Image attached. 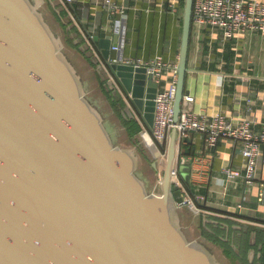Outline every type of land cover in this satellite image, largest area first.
Instances as JSON below:
<instances>
[{
	"label": "water",
	"instance_id": "1",
	"mask_svg": "<svg viewBox=\"0 0 264 264\" xmlns=\"http://www.w3.org/2000/svg\"><path fill=\"white\" fill-rule=\"evenodd\" d=\"M193 7L185 0L175 120L190 72ZM118 38L94 37L151 130L160 83L145 65L110 60ZM63 44L39 0H0V264H223L183 224L182 185L172 178L178 129L153 191L137 146L116 142ZM182 169L188 183L190 164Z\"/></svg>",
	"mask_w": 264,
	"mask_h": 264
},
{
	"label": "crops",
	"instance_id": "2",
	"mask_svg": "<svg viewBox=\"0 0 264 264\" xmlns=\"http://www.w3.org/2000/svg\"><path fill=\"white\" fill-rule=\"evenodd\" d=\"M39 1L47 17L59 15L62 3H67L66 0ZM108 1L72 0L71 3L79 5V16L74 17L68 10L72 22L84 28V35L92 38L111 36L114 39L118 35L117 21L121 19L126 27L125 33L118 38L121 48L111 47L110 58L123 56L141 58L146 62L162 59L173 65L179 63L185 0L184 4L183 0H110L125 7L123 14L112 11ZM58 18L57 22L60 21ZM69 20L63 19L64 22ZM96 41L102 52L100 41ZM189 66L186 95L193 99L186 105L197 113L213 115L222 112L233 119L248 116L256 120L258 128L263 126V32H241L229 39H225L221 30L213 26L204 28L198 39L192 32ZM112 75L110 73L108 82L115 87ZM169 75L170 69L167 68L161 76V88L168 85ZM114 79L116 81L115 76ZM115 88L123 93L118 85ZM127 105L130 115L137 113L128 102ZM187 142L192 147L188 155L194 157L188 160L190 180L188 183L183 181V193L197 200L200 206L197 214L203 217L209 231L220 227L225 231L226 239H238L240 245L249 231L251 247L248 256L252 262L260 259L264 249V204L258 201V193L264 181V164H261L259 176L249 190L243 178L232 182L223 180L225 166L245 169L243 142L222 138L210 147L203 135L195 131ZM239 203H243L242 208L238 207ZM203 239L213 246L207 238ZM240 245L236 248L239 249Z\"/></svg>",
	"mask_w": 264,
	"mask_h": 264
},
{
	"label": "built area",
	"instance_id": "3",
	"mask_svg": "<svg viewBox=\"0 0 264 264\" xmlns=\"http://www.w3.org/2000/svg\"><path fill=\"white\" fill-rule=\"evenodd\" d=\"M66 2L71 3L72 0H66ZM108 6L116 13L123 14L125 11V7L115 1L109 0ZM207 26L219 28L225 39L233 38L241 32L261 31L264 33V0H194L192 32L196 39ZM116 29L118 36L125 33L126 27L121 19H118ZM112 48L120 49V42L113 44ZM110 60L135 66L145 65L149 72L155 74V79L160 83V88L154 98L155 115L152 129L149 130L144 125L142 134L147 138V143L155 144L159 148L161 157L165 158L171 130L173 127L178 129L177 158L172 167L174 183H181L183 186L182 166L188 163L189 158L194 157L186 153L184 146L191 133L195 131L203 135L206 144L210 147L215 146L222 138L243 142L242 154L245 158V169L231 165L225 166L223 180L232 182L243 178L250 190L259 176L261 164H264V123L261 128H258L256 120L248 116L233 119L226 117L222 112L213 115L205 112L197 113L192 107L186 105L193 99L192 96L186 94L179 118L175 120L174 103L179 77L178 64H169L162 59L146 62L141 58L130 59L123 56H115ZM167 68L170 69V81L167 86L161 88V76ZM112 78L113 86L120 87L113 75ZM258 201L264 204V181L261 182ZM180 205H187L194 211L200 212L197 200L189 195L184 194V200ZM238 207L242 208L243 203H239Z\"/></svg>",
	"mask_w": 264,
	"mask_h": 264
},
{
	"label": "trees",
	"instance_id": "4",
	"mask_svg": "<svg viewBox=\"0 0 264 264\" xmlns=\"http://www.w3.org/2000/svg\"><path fill=\"white\" fill-rule=\"evenodd\" d=\"M62 7V12L59 15L56 13L55 15L57 17L53 16V19L56 22L57 18L59 17V25L62 29V38L64 39L65 44L76 54V56H80L81 59H83L81 63L85 66L87 71H85L86 73L82 71V74L84 76L86 84H91L92 81V90L93 92L95 91L94 94L96 95L93 96L92 94L88 93L89 96L96 103L101 102L102 104H107L110 109H112L113 112L120 118L124 126V128L120 130L123 131L122 133L125 135L126 140L128 141V143H130L128 145L137 146L140 155H143L145 157L148 165L150 166L154 161L152 150L147 145V148L144 147V144L139 137V132L145 125L143 120L141 119V117L128 114V105L123 93L117 88L110 86L108 80L110 78V73L111 75L113 73L111 72L107 64V59L104 58L97 41L91 36L84 35V28L78 26L76 22H72L73 19L70 18L68 10H71V15L73 14L74 17L79 16V5L68 2L65 4L63 2ZM64 18L70 19L69 22H64ZM48 20L50 22H54L51 17H48ZM78 38L79 40L77 41ZM66 53L73 59L71 55L72 52L69 49L66 50ZM101 63L102 66H100ZM100 107L101 109H103V105H100ZM184 147L187 154L191 153L192 147L190 142L185 143ZM146 173H148L150 177H152L153 173L159 175L154 167L153 169L149 168ZM185 207H188L191 212H193V210L187 205H182V220L184 225L186 226V231L188 232V228L192 229L193 227H195L194 235L196 234L199 236V238L202 239L203 237L207 238V240L210 241V243H212V245L214 246H212V248L218 253V255H220V258H222V255L223 257L225 256L226 258L230 259L231 264H264V249L261 250L262 256L260 257V259H256L252 262L248 256V250L251 247V244L249 242V231L245 233V236L242 239L243 244L240 245L238 243V239H226L225 231L220 227H215L212 231H209V229L207 228L209 226L207 224H204L203 217H201L200 215L193 218V220L191 221H186L183 210ZM196 218L200 220V227L195 221ZM196 230H200V233L198 234L197 232L199 231L196 232ZM188 234L190 237H192L191 231L188 232ZM239 245L241 247L239 249L236 248V246L239 247Z\"/></svg>",
	"mask_w": 264,
	"mask_h": 264
},
{
	"label": "rangeland",
	"instance_id": "5",
	"mask_svg": "<svg viewBox=\"0 0 264 264\" xmlns=\"http://www.w3.org/2000/svg\"><path fill=\"white\" fill-rule=\"evenodd\" d=\"M51 18H52V20L54 21V22H50L51 23V25L53 26V28H54V30L57 32V34L62 38V29H61V27H60V25H59V22H55V20L53 19L54 17L53 16H51ZM55 26V27H54ZM56 27H57V29H56ZM62 40H63V49L66 51V50H70L71 52H72V57H73V59H74V63H75V65H77L76 67L77 68H79L78 70L80 71V73L82 74V71L83 72H85V71H87L86 70V68H85V66L84 65H82V63H81V61H83V59H81V57L79 56H76V54L65 44V42H64V39L62 38ZM78 40H79V38H78ZM75 55H74V54ZM75 56V57H74ZM72 59V60H73ZM86 73V72H85ZM83 75V74H82ZM84 77V76H83ZM92 81H91V84L90 83H87L86 84V88H87V91H88V93L89 94H92L93 96H96L94 93H95V91L93 92V90H92ZM94 88V87H93ZM98 102V101H97ZM99 106L100 105H103V109H102V111L104 112V114H105V116H106V122H107V124H108V126H109V128H110V130L113 132V134L115 135V140H116V142L117 143H119V144H122V145H128V144H130V143H128V141L126 140V138H125V135L122 133L123 131H121L120 129H123L124 128V126H123V124H122V122H121V120H120V118L113 112V110L112 109H110V107L107 105V104H102L101 102H98L97 103ZM101 108V107H100ZM130 111V110H129ZM131 112V111H130ZM129 114V113H128ZM132 116H137V117H139L138 115H137V113L135 114H132ZM144 127V126H143ZM143 129V128H142ZM142 129L140 130V132H139V137L141 138V140H142V142H143V146L144 147H146V145L148 146V147H150L151 148V150H152V153H153V155L154 156H157L158 158H159V160H161V162H160V168H161V170L159 171V175H156V174H152V177H150L149 175L147 176L145 173H144V171L148 168V163H147V160L145 159V157L143 156V155H140V153H139V155H140V160L142 161L141 162V164H140V167H139V169H140V172H141V174L145 177V179H146V181H147V183H148V186H149V188L151 189V190H156V191H159L160 190V176L163 174V170H164V166H165V161H166V157L164 158H162L161 157V154H160V151H159V148L154 144H150V143H147L148 141H147V138L146 137H144L143 136V134H142ZM128 146H131V147H133L132 145H128ZM147 148V147H146ZM138 149V148H137ZM139 152V151H138ZM159 176V177H158ZM190 208V207H189ZM192 209V208H191ZM184 210V217H185V219H186V221H191V220H193V218H195V217H197V216H199L197 213L198 212H196V211H194L193 209V212H194V214H193V212H191L189 209H188V207L186 208H184L183 209ZM183 217V218H184ZM195 221L197 222V224H198V226L200 227V220L198 219V218H196L195 219ZM184 224V223H183ZM198 227V228H199ZM188 230V232H190L191 231V235H192V237H194V238H199V236L198 235H194V232H195V227H193L192 229H187ZM201 230V229H200ZM200 230H196V232L197 231H199V232H197L198 234L200 233ZM214 247V246H213ZM222 255V254H221ZM220 256V255H219ZM221 260H222V262H223V264H231V261H230V259H228V258H226L225 256L223 257V255H222V258H221Z\"/></svg>",
	"mask_w": 264,
	"mask_h": 264
},
{
	"label": "flooded vegetation",
	"instance_id": "6",
	"mask_svg": "<svg viewBox=\"0 0 264 264\" xmlns=\"http://www.w3.org/2000/svg\"><path fill=\"white\" fill-rule=\"evenodd\" d=\"M153 156H154V155H153ZM154 161H157L159 169H156V167L154 166V164H153ZM154 161L151 163L150 166L148 165V169H149V168L153 169V167H154L155 170L159 173V171L161 170V168H160V162H161V160H159V158H158L157 156H154ZM148 169H147V170H148ZM147 170H145L144 173L148 176V173H146Z\"/></svg>",
	"mask_w": 264,
	"mask_h": 264
}]
</instances>
